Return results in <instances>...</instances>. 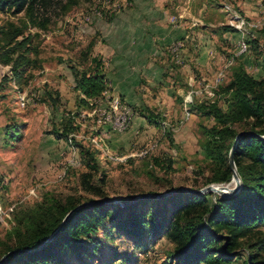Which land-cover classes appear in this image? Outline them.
Instances as JSON below:
<instances>
[{"label": "rangeland", "instance_id": "rangeland-1", "mask_svg": "<svg viewBox=\"0 0 264 264\" xmlns=\"http://www.w3.org/2000/svg\"><path fill=\"white\" fill-rule=\"evenodd\" d=\"M130 1L95 0L65 12L55 6L46 13L45 28H30L24 33L36 35L32 39L33 50L25 54L28 63L19 69V78H10L0 90V258L7 246L16 245L13 234L17 221L44 200L47 205L51 199L62 204L69 199L82 203L120 201L176 193L180 189L199 191L212 185L208 180L213 166L204 158L203 144L204 131L214 121L194 114L189 107L213 102L226 111L229 97L222 88L229 81L233 65L241 64L255 79L264 76V0H173L167 24L188 32L191 28L193 33L170 45L167 55L155 58L156 68L150 70L143 84L129 88L131 95L126 96L132 100H124L121 84L118 89L109 86L104 102L94 112L79 111L72 120L77 130L69 138L80 146L54 134L55 129L60 130L62 118L69 120L77 112L70 67L89 70L92 55L103 63L105 40L115 37L116 21H121ZM235 15L256 28L244 29L242 36L231 26L236 25ZM22 20V14L12 17L0 13V30H8L10 24L19 26ZM225 27L235 32L223 30ZM253 39L257 42L247 44L248 51L236 56L240 42ZM90 42L94 44L84 60ZM3 43L0 36V45ZM204 46H208L211 67L205 75L190 66L184 54V49L192 48L198 55ZM232 59L226 78L215 86L217 73ZM3 60L0 81L11 77V64L6 65ZM171 63L180 68L179 84L166 79ZM190 93L192 102L186 105ZM146 108L159 117L160 127L148 124L140 116ZM185 108L190 114L187 118ZM125 116V129L117 130ZM235 128L241 131L249 127L238 123ZM80 148L82 152L98 151V158L84 159ZM154 159L164 167L169 160V170L155 166ZM152 209L150 205L146 211ZM259 229L264 235V227ZM95 239L98 244L94 247ZM85 242L88 248L81 259L63 253L61 264H173L174 245L165 236L153 239L147 228L141 239L135 240L119 234L107 222L98 226ZM246 258L247 251H241L231 264H244Z\"/></svg>", "mask_w": 264, "mask_h": 264}, {"label": "trees", "instance_id": "trees-1", "mask_svg": "<svg viewBox=\"0 0 264 264\" xmlns=\"http://www.w3.org/2000/svg\"><path fill=\"white\" fill-rule=\"evenodd\" d=\"M92 1L95 0H0L1 14L12 17L23 15L19 26L10 24L8 30H0V36L4 38V43L0 45V60L4 59L2 62L11 64L12 68L11 77L1 79L0 90L10 78H19V69L28 63L25 54L33 50L32 39L36 36L30 33L24 35L28 29L45 28L48 23L46 13L55 6L65 12ZM223 30L235 32L230 27ZM19 37L20 40L17 39ZM255 42L257 40L253 39L246 43L252 45ZM93 44L90 42L88 45V52L83 54L84 60L89 57ZM89 62L90 69L87 71L70 67L77 112L69 120L62 118L60 130H54L57 137L70 140L74 146L80 145L69 138L77 130L72 120L79 115V111L94 112L104 102V93L109 90L100 60L92 57ZM233 66L229 81L222 88L229 97L226 111L213 102L195 103L189 108L194 114L214 121V125L204 131L203 155L213 166L208 184H234L231 182L228 158L235 143L233 160L242 182L236 195L217 197L176 192L162 198H155L160 195L154 194L151 197L85 203L69 199L62 204L51 199L48 205L44 200L17 221L13 234L16 245L14 248L7 246L1 256L21 252L10 255L3 264H50V261L61 264L63 253H71L81 259L88 248L85 239H90L98 226L107 222L119 234L135 240L141 239L146 228L153 239L165 236L174 245L171 253L173 264H231L241 251H247L244 264H264V235L259 229L264 227V142L258 138L264 136V76L255 79L241 64ZM261 66L264 74V55ZM140 116L148 124L160 127L159 117L149 109L146 108ZM238 123H246L249 128L238 131L235 128ZM97 155L95 150L82 152L84 159L96 160ZM153 161L155 166L164 170L170 168L169 160L165 167L159 161ZM150 205L153 209L146 211ZM96 240L94 247L98 244Z\"/></svg>", "mask_w": 264, "mask_h": 264}, {"label": "crops", "instance_id": "crops-1", "mask_svg": "<svg viewBox=\"0 0 264 264\" xmlns=\"http://www.w3.org/2000/svg\"><path fill=\"white\" fill-rule=\"evenodd\" d=\"M173 2V0H131L128 9L122 14L121 21H116L118 30L115 31V37L112 40H105L107 46L103 54L98 51L103 56V71L107 76L108 85L117 86L118 89L121 84L120 92L124 100H132L128 97L131 95L128 93L129 88L143 84L150 75V70L154 71L155 58L167 55L170 45L179 38L193 33L190 32L191 28H188V32L186 29L183 31V27L179 30L167 24L169 14L173 12ZM207 47L204 46L198 55L192 52V48L189 49L190 51L184 49L187 63L190 62V66L204 72V75L211 69ZM96 56L92 55V57ZM179 69L173 64L171 68L169 66L166 79L179 84L181 79Z\"/></svg>", "mask_w": 264, "mask_h": 264}, {"label": "water", "instance_id": "water-1", "mask_svg": "<svg viewBox=\"0 0 264 264\" xmlns=\"http://www.w3.org/2000/svg\"><path fill=\"white\" fill-rule=\"evenodd\" d=\"M242 134H240L238 137H240ZM259 140H261L262 142H264V136H258ZM234 148H235V143L233 144L231 150H230V153H229V158H228V164H229V168L230 170L232 171V181L234 182V187L231 188V189H226V188H223V185H219L217 187H214L213 185H209L207 187H205L204 189L202 190H199V191H189V190H185V189H180V190H177L175 192H187V193H193V194H197V195H205V194H210V193H213V194H216L218 195L219 197H231V196H234L236 195L241 187H242V182H241V179H240V176L239 174L237 173L236 171V166H235V163H234V160H233V151H234ZM171 194V193H169ZM168 194H164V195H160V196H154L155 198H162L164 196H166ZM71 213H69L65 219L63 220V223L61 224V226L65 223V221L68 219V217L70 216ZM60 226V227H61ZM55 234V233H54ZM54 234L50 237V239L46 242V244L48 242L51 241V239L53 238ZM17 252H21V251H14V252H9L7 253L6 255H4L1 260H0V264H3L4 261L12 254L14 253H17Z\"/></svg>", "mask_w": 264, "mask_h": 264}, {"label": "built area", "instance_id": "built-area-1", "mask_svg": "<svg viewBox=\"0 0 264 264\" xmlns=\"http://www.w3.org/2000/svg\"><path fill=\"white\" fill-rule=\"evenodd\" d=\"M124 1H128V0H124ZM234 19L236 21V25L232 24L231 26H233L237 30V32L241 33L242 36L244 35V32H243L244 29H246V28H250V29L256 28L255 25H250L249 23H246L243 19H240V18L236 17V15L234 16ZM247 51H248L247 43L243 40L239 44V49H238V52H237L236 56H241L242 54H245ZM232 62H233V59L231 61H229L226 66H224V69L220 70L217 73L216 79H215V86L220 85L221 82L224 81V79L226 78V72H225L226 68L228 66H230ZM192 94L193 93H190V95H188L186 97V99H185L186 105L190 104L192 102ZM20 102H21V105L23 106L24 105V99L23 98L20 99ZM113 102H114V106H112V108L115 109L116 105H117V100H114ZM189 115H190L189 112L185 108V110H184V116H186L185 118H187ZM127 120H128V118L126 116L123 119H121V123L119 124L117 130L125 129V126L128 123ZM69 142H70V140H69Z\"/></svg>", "mask_w": 264, "mask_h": 264}, {"label": "bare ground", "instance_id": "bare-ground-1", "mask_svg": "<svg viewBox=\"0 0 264 264\" xmlns=\"http://www.w3.org/2000/svg\"><path fill=\"white\" fill-rule=\"evenodd\" d=\"M234 183V182H233ZM214 187H217V186H219V184H212ZM229 185H231V183H229L227 186H225V185H223V188H226V189H231V188H233L234 187V184L232 185V186H229Z\"/></svg>", "mask_w": 264, "mask_h": 264}]
</instances>
